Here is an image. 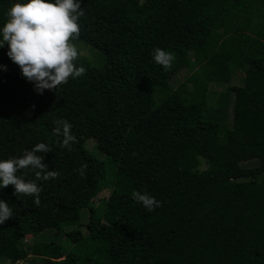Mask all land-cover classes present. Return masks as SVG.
Segmentation results:
<instances>
[{
  "label": "trees",
  "instance_id": "trees-1",
  "mask_svg": "<svg viewBox=\"0 0 264 264\" xmlns=\"http://www.w3.org/2000/svg\"><path fill=\"white\" fill-rule=\"evenodd\" d=\"M16 2L0 0V25ZM81 7L71 42L93 58L78 54L85 73L56 90L37 94L0 48V159L44 142L50 152L37 154L58 173L36 181L39 205L0 189L13 208L0 264H264V0ZM157 47L175 57L167 70L152 59ZM238 75L211 96L212 82ZM60 120L72 126L70 148L53 132ZM16 175L35 180L29 169ZM137 191L160 206L147 211Z\"/></svg>",
  "mask_w": 264,
  "mask_h": 264
},
{
  "label": "clouds",
  "instance_id": "clouds-1",
  "mask_svg": "<svg viewBox=\"0 0 264 264\" xmlns=\"http://www.w3.org/2000/svg\"><path fill=\"white\" fill-rule=\"evenodd\" d=\"M6 20L0 25V48L7 44L6 55L19 66L21 75L33 84L37 94L45 89L53 90L85 73V68L74 65L78 50L71 42L79 34L78 20L84 15L81 0H18L6 12ZM71 38V39H70ZM153 61L167 70L175 59L172 52L154 48ZM0 64V70H6ZM71 124L57 121L54 134L63 137L61 146L70 148L74 141ZM44 142L36 143L19 157L0 159V189L13 186V194L30 195L35 205L40 204V186L36 181L55 179L57 171L48 169L44 157L37 153L50 152ZM20 169L34 172L35 180H25L16 175ZM133 199L151 212L160 201L147 192H133ZM13 216V208L0 199V225Z\"/></svg>",
  "mask_w": 264,
  "mask_h": 264
},
{
  "label": "rangeland",
  "instance_id": "rangeland-1",
  "mask_svg": "<svg viewBox=\"0 0 264 264\" xmlns=\"http://www.w3.org/2000/svg\"><path fill=\"white\" fill-rule=\"evenodd\" d=\"M74 44V43H73ZM74 46L77 48V50H78V54L79 55H81V56H85V57H89V58H93V57H91L92 56V54H91V52L87 49V48H85L84 46H82V45H80V44H74ZM188 76H190V72L188 71V70H184V71H182L181 73H179L177 76H175L174 78H173V80H172V82H171V86L173 87V88H176L177 86H179L182 82H183V80L186 78V77H188ZM242 79V76H240V75H238V76H236V77H234L233 79H232V81H231V83L230 84H216V83H211V85H210V91H211V96H213L214 97V95L213 94H219V93H221V92H224L229 86L231 87V86H238L239 85V81ZM230 98H232V95H231V97ZM229 114H228V121L230 122L231 121V119H232V117H231V114H232V110H230L229 109ZM93 146H94V143L93 142H89L88 144H87V147H88V149H90V150H92L93 149ZM256 163L255 162H251V163H247L246 164V166L247 167H251V166H254ZM107 195H108V192H107V190H104L99 196H98V198L97 199H95L94 201H93V203L94 204H97L98 202H99V200L100 199H102V198H104V197H107ZM84 218L85 219H87V215H86V213H84ZM45 238H44V240H46L47 238V240L48 241H55V237L53 238V235L52 234H50V233H45L44 235H43ZM34 238H32L31 236H26L25 237V239H24V241H23V243L24 244H29V243H31V242H33L34 240H33ZM52 239V240H51ZM17 264H22V263H17Z\"/></svg>",
  "mask_w": 264,
  "mask_h": 264
}]
</instances>
